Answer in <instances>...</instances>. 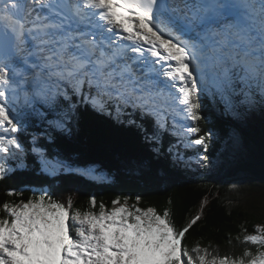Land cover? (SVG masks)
Returning a JSON list of instances; mask_svg holds the SVG:
<instances>
[{
  "label": "snow or ice",
  "instance_id": "obj_1",
  "mask_svg": "<svg viewBox=\"0 0 264 264\" xmlns=\"http://www.w3.org/2000/svg\"><path fill=\"white\" fill-rule=\"evenodd\" d=\"M202 94L218 95L237 118L234 96L264 103V0H0V180L26 151L19 133L27 117H44L37 104L60 108L48 124L61 132H70L79 105L136 124L122 119L132 109L161 130L171 116L179 135L196 136L186 146L206 149L212 134H200L197 123ZM176 116L191 124L177 125ZM30 150L45 171L95 178L92 168L49 159L36 135ZM139 203L117 198L106 210L92 197L86 210H73L71 199L46 192L5 200L0 264H264V223L229 233V245L244 247L221 254L212 242L184 243L206 201L180 226L170 209Z\"/></svg>",
  "mask_w": 264,
  "mask_h": 264
},
{
  "label": "trees",
  "instance_id": "obj_2",
  "mask_svg": "<svg viewBox=\"0 0 264 264\" xmlns=\"http://www.w3.org/2000/svg\"><path fill=\"white\" fill-rule=\"evenodd\" d=\"M61 102L64 104L62 98ZM259 109L264 113V103ZM127 112L132 115L122 119L135 120L136 124L118 123L90 105H79L69 123L70 132L42 128L36 115L28 116L26 133H19L26 151L14 161L18 164L16 169L0 180V203L27 200L46 192L65 204L71 199L73 210H86L92 197L97 205L102 202L110 210L114 199L128 197L131 205L139 197L140 207L170 209L174 222L180 226L206 201L201 220L186 234L184 243L191 247L196 241L205 245L212 242L221 254H239L244 246L235 240L229 245V233L235 237L241 225L252 231L254 226L264 223L260 203L264 198V117L226 115L218 95L202 94L199 110L202 119L197 122L200 134H217L214 149L208 154L218 166L206 169L189 162L191 156L202 160L204 149L202 146L183 149L196 136L179 135L182 129L173 128L171 116L161 130L153 118L142 117L132 109ZM178 118L181 125L191 124L181 116ZM139 124L143 129L137 127ZM153 133L157 140L145 138ZM32 135L37 136V146L44 149L49 159L58 157L74 166L99 165L113 176V181L99 182L74 171L53 174L43 170L30 150ZM178 157L186 161H178ZM7 192H22L23 196H8Z\"/></svg>",
  "mask_w": 264,
  "mask_h": 264
},
{
  "label": "rangeland",
  "instance_id": "obj_3",
  "mask_svg": "<svg viewBox=\"0 0 264 264\" xmlns=\"http://www.w3.org/2000/svg\"><path fill=\"white\" fill-rule=\"evenodd\" d=\"M243 100H244V97L242 95H237V96H234L232 98V101H233V104L236 107V110L240 113L239 118H242V117L257 118V117H260V115H261L262 118L264 117V113L261 112L260 109H259V105H262V103L260 102V99L257 96H256V103L254 105H252V106H249V105H247L245 103H241V101H243ZM60 103L62 104L61 100H60ZM37 107H39L40 110L42 112H44V117L43 118H41L39 116H36L42 122V128L45 127V128L50 129V130L59 131L57 129L52 128L48 124V121L60 118L59 117L60 108L57 107V108H53V109H48V108H46V107H44L42 105H39V104H37ZM199 114L202 116L201 113H199ZM178 117H180V116H176L175 117L176 123H177V125H181L182 122H181V120H179ZM71 120H69V122H68V127H69V123L71 122ZM169 121L172 123V117L169 118ZM208 121H211V119H208ZM21 133L25 134L26 132L24 130H22ZM211 134H212V138L207 142V148L205 149L204 147H202L204 149V151L202 152V157H207V159L200 160L201 158L196 157V156H191L189 158V162H191V164H193L196 167H200V165H201L202 167H206V169H208V168L214 169V168H216L218 166V163L215 160H213V158H210V156L208 154V153H211L212 150L214 149V148H212L213 147L212 145H213V142H215L216 139H217V134L215 132L211 133ZM197 147H198L197 145H189V146H183L182 148L183 149H185V148L186 149H189V148H194L195 149ZM152 151L155 152L154 150H152ZM15 160L16 159H10L9 160L8 163H9V166H10L11 170L7 174L13 172L16 169L18 164H14ZM177 160L181 161V162L182 161H186V159H183L182 157H178ZM69 166L72 169L92 168V169L95 170V172H94V177L95 178H91V179L97 180L99 182H111V181H113V176L110 173H108L107 170L102 169L99 165L95 164V165H90V166H85V167L84 166H74V165H69ZM59 171H65V170H59ZM74 172L80 173L79 171H74ZM86 177H88V176H86ZM260 203H261V205H262V207L264 209V198L261 199ZM260 224H262V223H260Z\"/></svg>",
  "mask_w": 264,
  "mask_h": 264
}]
</instances>
